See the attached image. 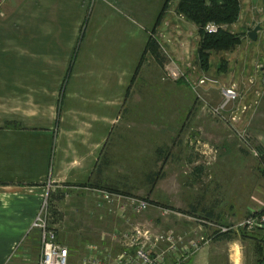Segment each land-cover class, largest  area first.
<instances>
[{
  "label": "crops",
  "instance_id": "obj_1",
  "mask_svg": "<svg viewBox=\"0 0 264 264\" xmlns=\"http://www.w3.org/2000/svg\"><path fill=\"white\" fill-rule=\"evenodd\" d=\"M166 2L7 0L0 7V264H27L41 253V230L33 222L46 198L61 205L52 223L70 257L77 258L92 244L120 250L111 235L123 229V220L98 209L95 198L91 203L89 187L132 193L123 188V147L143 138H169V132L191 118L195 99L182 81L163 80V65L152 55L151 68H146L143 56L151 34L171 56L187 63L193 76L202 72L199 28L177 12L179 0H171L157 25ZM191 30L196 31L197 48L190 41ZM260 36L264 28L256 41ZM243 41L248 52L249 36ZM238 46L225 52L212 77L221 88L234 85L241 93L240 105L254 107L258 99V107L238 112V123L248 124L264 148V95L256 94L264 83V48L243 54ZM213 89L209 96L219 101L220 90L218 95ZM151 172L144 179L153 193L163 176ZM156 172L159 176L151 183ZM179 192L186 195L185 189H173ZM187 198L182 199L187 208L179 201H153L160 212L170 207L200 216L204 211L203 216L220 220L206 196L188 193ZM65 213L67 231L61 233ZM160 220L156 217L161 229ZM168 220V229L189 226L175 216ZM76 222L87 224L80 231ZM215 236L180 264H243L238 253L234 258L223 248L235 235Z\"/></svg>",
  "mask_w": 264,
  "mask_h": 264
},
{
  "label": "rangeland",
  "instance_id": "obj_2",
  "mask_svg": "<svg viewBox=\"0 0 264 264\" xmlns=\"http://www.w3.org/2000/svg\"><path fill=\"white\" fill-rule=\"evenodd\" d=\"M240 1L241 12L239 19L234 24L225 26V28H230L237 33L245 32L246 36L249 31L259 24L264 28L262 0L257 4L253 0ZM191 31L194 35L190 37V41H193L194 48H197L196 31ZM249 41L251 47L248 52L244 49V41L237 47L238 49L243 47L241 48L243 54H252L259 47L261 49L264 48V37L262 38V36H260L258 41L250 40V38ZM225 52L230 51H220L212 55L208 69L200 66L202 68L200 75L193 76L188 69V64L183 62L181 64L185 73L191 75L192 81L197 82L200 76H213V72L218 70L216 68L219 62L223 61L226 56ZM148 54L149 56L146 58ZM146 55L144 58L147 60H145L144 64H146V68H151V62H148V59L152 54L148 52ZM160 56L164 59L161 49ZM196 60L193 61L194 65L197 64ZM162 78L168 82L182 81L188 86L195 97L191 108L192 116L185 121V125L175 127V129L177 128L175 132H169L167 134L169 138L152 140L143 138L142 140L133 141L131 147H123V188L131 191V194L144 197L152 202L150 208L142 214L134 216V220L137 224H143L154 231L160 230L164 232L168 229V218L170 215L185 219L189 224L188 228L186 230H182L184 227H179L181 230L174 228V231L176 235L185 237V244L187 239L196 241V247L191 248L188 252L183 251L184 255L189 253L188 256H191L202 242L211 241L214 238L212 237L214 234L216 236L234 234L232 242L223 248L229 249L230 251L228 252L234 258L235 253H238V258L242 257L243 264H264L263 253L258 249L256 243L252 239L244 237L245 233H254L258 236L263 233V230L259 227L250 229L247 221L249 219H257L256 221H258L264 217V158L255 155L252 149L245 146L238 137L237 132L226 121L232 111L237 109L241 100L228 106V110L223 113L226 119H219L213 115L209 108L218 106L222 102L223 96L221 94V99L215 101L212 96H209V92L214 87L213 91L217 90L219 95V90L220 93L222 91L221 83L207 82L199 87L198 96L195 90L191 88L190 83L184 78L176 81L167 79L164 67H162ZM253 106L255 107V102ZM247 125H239L237 122V126H241V128L250 127ZM251 133L255 139V144H259L256 141L257 137L254 135V131H251ZM145 134L149 135V133ZM151 135L157 134L152 133ZM216 135H218V139H216ZM260 141L262 142L263 140L260 139ZM151 171H159L162 173L161 176H163L153 193L154 187L152 188L149 181L144 179V176L152 173ZM124 177L127 179H124ZM177 188L185 189L186 195L185 192L174 194L173 189L176 190ZM188 193H196L197 198L206 196L208 206H213L215 212L220 215V220L203 216L204 211L201 212L200 216L184 214L183 212L169 209L170 207L161 209L160 212L154 205V201L157 202V200L164 202V205H168L167 203L172 205L179 201L178 204L181 207L187 208L186 200L182 199L186 198L188 201ZM88 195V200L91 199L92 203L94 196L92 194ZM70 199L64 201V204L62 203V208L70 203ZM59 207L61 205L57 203L54 205L49 203L50 210H58ZM167 209L169 212L165 213L164 210ZM67 217L69 215L65 213L64 222L58 226L61 233H64L65 230L67 231V229L63 228V225L67 226ZM156 217L161 219V229L157 225ZM76 223L79 224L77 227L80 231L82 229L81 226L84 228L87 224ZM124 227L123 223V229H125ZM201 236H204V239H201ZM84 253L86 252L82 251L80 253L77 257L78 260L76 257H70L69 264H80ZM39 258L40 254L34 260L27 262V264H38ZM19 264H22L21 261H19Z\"/></svg>",
  "mask_w": 264,
  "mask_h": 264
},
{
  "label": "built area",
  "instance_id": "obj_3",
  "mask_svg": "<svg viewBox=\"0 0 264 264\" xmlns=\"http://www.w3.org/2000/svg\"><path fill=\"white\" fill-rule=\"evenodd\" d=\"M6 1L0 0V7ZM218 28L219 26L215 23L206 26V29L211 32L217 31ZM160 49L166 60L163 67L167 79L176 81L184 78L190 83L191 88L195 90L198 96L200 86L207 82H218L215 78L209 76H200L197 82H193L191 75L185 73L182 64L171 56L167 47L161 44ZM258 70H261L260 65H258ZM250 82L254 84L256 80L251 79ZM221 94L223 96L222 102L218 106L209 109L214 116L224 120L226 117L223 113L228 110L229 105L241 100V93L232 85L222 88ZM256 94L259 98L264 95V83L256 90ZM258 103L257 99L255 106ZM251 107V105L239 104L226 121L237 132L238 137L245 146H248L255 155L260 157L250 128L237 126V122L240 120L238 112L244 113ZM89 190L95 198L96 207L103 209L111 216L122 219L125 229L115 230L111 235L113 243L119 246V251H114L112 246L92 244L83 255L81 264H180L189 257V253L184 255L183 251L188 252L191 248L197 246L194 240L187 239L185 244V237L176 235L172 228L162 232L160 230L154 231L143 224H137L134 216L142 214L152 205V202L148 199L105 187H89ZM164 212L168 213L169 210H164ZM53 219L54 216L46 198L33 222V226L41 230V253L38 264H69L70 251L67 246L58 240V231L52 223ZM256 220L249 219L247 221L250 229L264 227V217L258 221ZM103 239H106V236ZM201 239H204V236H201Z\"/></svg>",
  "mask_w": 264,
  "mask_h": 264
},
{
  "label": "trees",
  "instance_id": "obj_4",
  "mask_svg": "<svg viewBox=\"0 0 264 264\" xmlns=\"http://www.w3.org/2000/svg\"><path fill=\"white\" fill-rule=\"evenodd\" d=\"M170 1L171 0H167L165 3L157 25L160 23L164 11L169 8ZM177 12L196 23L199 28L200 43L198 55L199 61L205 69L209 66L211 52L232 50L241 44L246 35L245 32L237 33L230 28H225V26H230L239 19L241 12L240 0H179L177 4ZM210 23L218 25V30L215 32L208 31L206 26ZM160 46V40L154 33L151 34L148 45L145 49V55L150 52L159 64L164 65L166 60L164 55V59L160 56ZM256 148L259 151L260 157L264 158V148L260 147L258 144ZM153 176L152 180H150L151 183L156 181L155 177L159 176V172H156ZM51 213L53 216H57L59 212L57 210H51ZM261 229L263 230L261 236L254 233H245L244 237L252 239L264 256V228Z\"/></svg>",
  "mask_w": 264,
  "mask_h": 264
},
{
  "label": "water",
  "instance_id": "obj_5",
  "mask_svg": "<svg viewBox=\"0 0 264 264\" xmlns=\"http://www.w3.org/2000/svg\"><path fill=\"white\" fill-rule=\"evenodd\" d=\"M260 0H253V2L255 3V4H257L258 2H259ZM262 6H263V11H264V0H262ZM262 28H263V26L262 25H257V26H255L251 31H249V38L251 39V40H253V41H256L257 39H258V33H259V31H261L262 30ZM264 228V227H263Z\"/></svg>",
  "mask_w": 264,
  "mask_h": 264
}]
</instances>
